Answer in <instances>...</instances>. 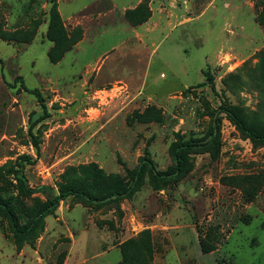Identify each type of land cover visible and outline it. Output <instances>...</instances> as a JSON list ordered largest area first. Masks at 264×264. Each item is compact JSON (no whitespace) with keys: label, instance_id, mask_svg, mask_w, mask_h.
Returning a JSON list of instances; mask_svg holds the SVG:
<instances>
[{"label":"rangeland","instance_id":"rangeland-1","mask_svg":"<svg viewBox=\"0 0 264 264\" xmlns=\"http://www.w3.org/2000/svg\"><path fill=\"white\" fill-rule=\"evenodd\" d=\"M51 1L0 0V196L22 224L61 187L101 197L142 160L166 173L177 146H198L179 178L147 168L127 198L69 197L32 236L0 211V264H264V144L221 110L264 133V0H57L59 44ZM46 112L38 155L29 127ZM22 156L45 191L15 178Z\"/></svg>","mask_w":264,"mask_h":264},{"label":"trees","instance_id":"trees-1","mask_svg":"<svg viewBox=\"0 0 264 264\" xmlns=\"http://www.w3.org/2000/svg\"><path fill=\"white\" fill-rule=\"evenodd\" d=\"M51 9L49 11V17H50V24H49V33L48 37L50 40L54 41L56 44H59L60 41L70 40V35L66 34L65 29L63 27L62 18L58 9V3L57 0L51 1ZM59 34L61 36H59ZM82 36L79 35L76 37V39L73 41V45L75 43L81 41ZM71 48V47H70ZM69 48V49H70ZM52 58V55H51ZM208 79L211 80L210 76H208ZM26 91L30 94H33L36 96L38 101L42 104V107L45 109V103H44V97L42 96L41 92L37 89H29L26 88ZM46 110V109H45ZM222 112L227 114L229 119L234 123V125L250 140H252L255 143L264 144V133H261L255 129H253L247 122L242 118V116L239 114V112L235 111L231 107H222ZM48 113L46 112L44 115H40L37 119H32L29 127L30 135L33 141V145L36 149L37 154H40V144L36 139V136L34 135V128L37 126L38 123L45 120L48 117ZM220 129V121L219 119H216L214 121V125L212 127V136L213 139L218 135ZM196 144H190V143H184L179 146H177L174 150V158H175V168L166 173H160L156 170V167L152 160L146 158L142 160V162L138 165L136 171L133 174L132 182L130 185L124 189H119L112 191L110 194L103 195L101 197L97 196L93 191L85 190V189H78L71 185H67L64 187H61L59 194L56 195L54 198L47 200V202L44 204V206L40 209L39 213L36 215L35 218H33L29 223L22 224L20 222V218L18 213L15 209V204L12 198H4L0 196V211L6 216L8 219L11 229L13 233L17 237H28L32 236L36 233V231L39 229V226L42 223V220L52 212H54L60 205L61 201L66 200L69 197H77L81 198L88 202H95L102 204L108 199H123L131 196L139 186V184L143 180V175L145 173V170L147 168L151 169L154 174L158 177L160 180H170V179H176L179 178L185 170V160L184 155L185 153L192 149L197 147ZM35 159L32 156H22L17 164V168L15 169V178L21 183V185L28 191L33 192L30 189L28 178L25 174V169L27 165H33L35 164ZM201 247L202 251L204 253H209L212 251L211 248H209L205 242L201 240Z\"/></svg>","mask_w":264,"mask_h":264},{"label":"water","instance_id":"water-1","mask_svg":"<svg viewBox=\"0 0 264 264\" xmlns=\"http://www.w3.org/2000/svg\"><path fill=\"white\" fill-rule=\"evenodd\" d=\"M30 189H31L33 192H43V191H45L46 187H45V186H42V187H40V188H38V189H33V188L30 187ZM95 202H96V201H95Z\"/></svg>","mask_w":264,"mask_h":264}]
</instances>
